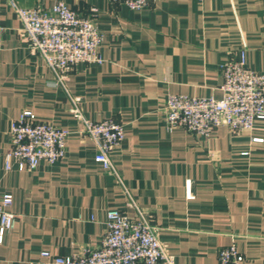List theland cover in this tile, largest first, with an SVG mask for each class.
Wrapping results in <instances>:
<instances>
[{"label":"crops","instance_id":"crops-1","mask_svg":"<svg viewBox=\"0 0 264 264\" xmlns=\"http://www.w3.org/2000/svg\"><path fill=\"white\" fill-rule=\"evenodd\" d=\"M54 1L0 0V195H12L16 215L0 264H56L54 257L94 248L107 210L135 215L130 200L174 264H219L218 249L229 244L242 264H264V119L200 135L168 128L163 109L169 93L220 98L225 62L243 58L264 73V0H149L141 9L62 0L103 35V61L75 63L63 85L29 47L15 10H48ZM75 98L83 117L123 125L110 153L117 175L93 160L94 145L70 111ZM24 109L68 130L64 155L6 170L11 122Z\"/></svg>","mask_w":264,"mask_h":264},{"label":"built area","instance_id":"built-area-1","mask_svg":"<svg viewBox=\"0 0 264 264\" xmlns=\"http://www.w3.org/2000/svg\"><path fill=\"white\" fill-rule=\"evenodd\" d=\"M110 1L141 9L149 0ZM15 10L29 47L43 59L57 84L63 85L75 63L103 61L98 53L103 35L96 23L62 0H55L48 10L36 7ZM222 78L220 98L169 93L163 107L167 127L179 125L193 133L209 135L212 128L220 124L231 130L251 129L255 120L264 119V73L248 68L241 58L222 65ZM77 100L74 99L70 111L81 121L83 133L94 145L93 160L117 175L110 153L123 139V125L112 118L92 121L83 117ZM10 133V145L4 153L6 170L33 169L40 161L51 164L64 155L68 130L38 120L29 109L22 110L11 122ZM185 196L193 197L190 179L185 180ZM11 202L10 193L0 195V241L15 223L16 215L9 210ZM129 205L135 209L132 217L120 209L107 210L105 231L97 246L79 254L54 257V262L174 264L145 213L132 200ZM42 255L49 253L44 251ZM217 260L219 264H242L244 256L236 245L229 244L218 249Z\"/></svg>","mask_w":264,"mask_h":264}]
</instances>
